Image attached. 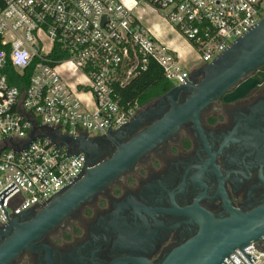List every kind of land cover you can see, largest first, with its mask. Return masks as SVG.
I'll use <instances>...</instances> for the list:
<instances>
[{
    "label": "built area",
    "instance_id": "1",
    "mask_svg": "<svg viewBox=\"0 0 264 264\" xmlns=\"http://www.w3.org/2000/svg\"><path fill=\"white\" fill-rule=\"evenodd\" d=\"M147 9L208 63L264 17V0H0V226L85 170L86 154L56 131L118 129L142 107L122 91L151 60L174 86L191 77L144 23ZM243 250L256 259L237 249L222 264H264L255 242Z\"/></svg>",
    "mask_w": 264,
    "mask_h": 264
},
{
    "label": "flooded vegetation",
    "instance_id": "2",
    "mask_svg": "<svg viewBox=\"0 0 264 264\" xmlns=\"http://www.w3.org/2000/svg\"><path fill=\"white\" fill-rule=\"evenodd\" d=\"M255 75L260 82L244 97L233 102H225L221 97L201 113L211 153L195 124L183 125L36 243L50 248L52 264H113L136 257L158 264L200 232L203 218L197 206L216 216L228 215L218 194L221 180H225L232 205L239 210H250L263 200L264 140L258 148L246 147L248 144L238 140L225 143L235 129L245 130L248 120L256 118L252 117L254 110L264 107V66ZM160 98L151 100L137 112L136 116L144 110L148 114L142 117L136 130L129 125L111 129L109 135L90 140L87 150L99 162L110 159L121 144L160 119L162 111L169 110L163 108ZM260 111L264 112V108ZM257 119L261 123H256L255 128L261 127L264 136V114ZM134 200L151 211L123 207ZM119 224H128L133 235L124 244L125 234ZM140 227L145 232L150 228L153 236L142 238L131 230ZM47 254L43 248L25 250L10 264H48Z\"/></svg>",
    "mask_w": 264,
    "mask_h": 264
},
{
    "label": "water",
    "instance_id": "3",
    "mask_svg": "<svg viewBox=\"0 0 264 264\" xmlns=\"http://www.w3.org/2000/svg\"><path fill=\"white\" fill-rule=\"evenodd\" d=\"M263 66L264 17L233 41L213 61L194 69L185 83L175 85L162 95L159 102L163 104L164 109L169 110L162 111L160 119L139 132L129 142L121 144L110 159L99 162L87 150L89 141L95 137H89L87 134L71 137L56 131L51 135L52 140H59L58 144L65 145L69 152L86 154L85 170L79 177L61 185V192L12 211L9 222L0 226V264H10L25 250L39 251L42 248L47 249L46 260L48 264H52L50 248L36 243L67 220L81 205L93 200L100 191L132 169L145 154L176 134L183 125L189 122L195 124L197 132L202 135V140L210 150L204 136L201 113L221 97L225 102H233L248 94L259 84L260 79L255 73ZM263 108L254 110L252 117L256 118H250L245 130L242 129L247 135L235 129L231 136L226 138L225 143L228 140L243 141L249 148L262 145L263 130L261 127L255 128V124L261 123L257 116L264 114L260 111ZM136 114L118 125V129L129 125L136 130L148 111H142L139 116ZM110 130L111 128L106 135H109ZM209 152L211 153V150ZM224 182L225 180H221L218 194L223 198L228 215L216 216L197 206L203 218L200 232L165 255L158 264H222L237 249H241L253 262L256 258L243 249L255 242L259 249L264 250V199L250 210H239L232 205ZM131 206L140 212L151 211V208L135 200L123 205L124 208ZM145 223L147 224V220ZM118 227L125 234L122 243L130 241L133 235L129 232V225L119 224ZM131 230L136 231L142 238H146L148 234L153 236L150 228L148 232L141 227ZM129 262L154 264L145 257L124 258L113 264Z\"/></svg>",
    "mask_w": 264,
    "mask_h": 264
},
{
    "label": "trees",
    "instance_id": "4",
    "mask_svg": "<svg viewBox=\"0 0 264 264\" xmlns=\"http://www.w3.org/2000/svg\"><path fill=\"white\" fill-rule=\"evenodd\" d=\"M172 87L174 84L165 77L162 66L157 61L151 60L148 68L130 82L122 91V95L125 101H139L143 106L164 95Z\"/></svg>",
    "mask_w": 264,
    "mask_h": 264
},
{
    "label": "crops",
    "instance_id": "5",
    "mask_svg": "<svg viewBox=\"0 0 264 264\" xmlns=\"http://www.w3.org/2000/svg\"><path fill=\"white\" fill-rule=\"evenodd\" d=\"M147 12H153L151 9H147ZM145 11V12H146ZM144 12V13H145ZM157 20H154L151 24H149L150 19L145 20L144 23L151 29V31L155 34L157 39L164 45H166L169 49L175 51L181 57V61L188 65L190 62V58L197 54L193 46L186 40L166 19L158 15ZM146 17V15H145ZM158 28V30H157Z\"/></svg>",
    "mask_w": 264,
    "mask_h": 264
},
{
    "label": "rangeland",
    "instance_id": "6",
    "mask_svg": "<svg viewBox=\"0 0 264 264\" xmlns=\"http://www.w3.org/2000/svg\"><path fill=\"white\" fill-rule=\"evenodd\" d=\"M145 15H146V17L144 16L145 20L150 19L148 20L149 24H151L154 20L158 19V16L150 11L148 12L146 11ZM203 64H205L204 60L201 57H199L198 54H196L190 58V62L187 65V69L190 72H193L194 69L202 66Z\"/></svg>",
    "mask_w": 264,
    "mask_h": 264
},
{
    "label": "bare ground",
    "instance_id": "7",
    "mask_svg": "<svg viewBox=\"0 0 264 264\" xmlns=\"http://www.w3.org/2000/svg\"><path fill=\"white\" fill-rule=\"evenodd\" d=\"M157 30H158V28H157ZM159 31V30H158Z\"/></svg>",
    "mask_w": 264,
    "mask_h": 264
}]
</instances>
